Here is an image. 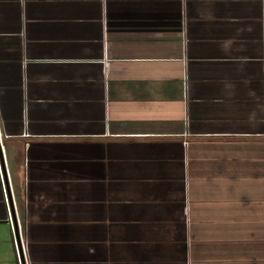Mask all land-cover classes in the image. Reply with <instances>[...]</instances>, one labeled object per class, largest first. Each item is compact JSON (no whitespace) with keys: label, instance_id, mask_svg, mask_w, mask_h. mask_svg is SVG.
Wrapping results in <instances>:
<instances>
[{"label":"crops","instance_id":"obj_1","mask_svg":"<svg viewBox=\"0 0 264 264\" xmlns=\"http://www.w3.org/2000/svg\"><path fill=\"white\" fill-rule=\"evenodd\" d=\"M16 225L25 264H264V0H0V264Z\"/></svg>","mask_w":264,"mask_h":264},{"label":"water","instance_id":"obj_2","mask_svg":"<svg viewBox=\"0 0 264 264\" xmlns=\"http://www.w3.org/2000/svg\"><path fill=\"white\" fill-rule=\"evenodd\" d=\"M4 175H5V178H6L5 170H4ZM6 181H7V178H6ZM6 183H7V186H8V182H6ZM10 204H11L12 211H13V214H14L13 202H12L11 197H10ZM15 230H16L17 241L19 243V252H20V255H21V261H22V264H25L24 256H23V250H22V247H21L20 239H19L20 238L19 237V230H18V226L17 225L15 226Z\"/></svg>","mask_w":264,"mask_h":264},{"label":"built area","instance_id":"obj_3","mask_svg":"<svg viewBox=\"0 0 264 264\" xmlns=\"http://www.w3.org/2000/svg\"><path fill=\"white\" fill-rule=\"evenodd\" d=\"M20 237H21V236H20ZM15 239H16V247H17L18 254H19V258H20V261H21V255H20V252H19V243H18V241H17V237H16ZM19 239H20V242H21V247H22V250H23V256H24V261H25V254H26L25 244H24V241H23L22 237L19 238ZM21 263H22V261H21ZM25 263H26V262H25Z\"/></svg>","mask_w":264,"mask_h":264}]
</instances>
